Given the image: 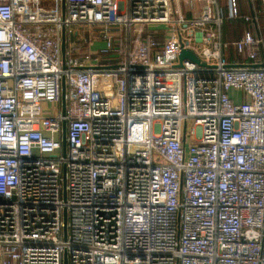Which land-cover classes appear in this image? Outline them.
<instances>
[{
	"label": "built area",
	"instance_id": "obj_1",
	"mask_svg": "<svg viewBox=\"0 0 264 264\" xmlns=\"http://www.w3.org/2000/svg\"><path fill=\"white\" fill-rule=\"evenodd\" d=\"M259 6L0 0V264H264Z\"/></svg>",
	"mask_w": 264,
	"mask_h": 264
},
{
	"label": "crops",
	"instance_id": "obj_2",
	"mask_svg": "<svg viewBox=\"0 0 264 264\" xmlns=\"http://www.w3.org/2000/svg\"><path fill=\"white\" fill-rule=\"evenodd\" d=\"M225 1L226 0H218V4L220 6V8L222 9V11H225ZM237 1V7H238V11L241 17L244 16H250L251 14V8L255 9V10H259L260 6H259V0H236ZM232 21H227V20H222V25L220 28V32H221V38L223 41L228 42V43H232L233 41H235L240 34L244 31V30H248L247 28L249 27L250 29H252V26L250 25L249 22H244L241 18L238 21H235L234 24H231ZM151 30V29H149ZM142 36H151L153 38H156L158 40V42H161L162 39V35L160 32H158L157 35H153L152 31H150V35L147 34L146 30H142ZM103 46V42H96L95 44H93V46L90 48V51L93 50H97L99 48H101ZM238 60H242L240 58H238ZM243 62V61H242ZM233 95V97H235L236 95L234 93H231ZM237 99H240V96H236Z\"/></svg>",
	"mask_w": 264,
	"mask_h": 264
},
{
	"label": "trees",
	"instance_id": "obj_3",
	"mask_svg": "<svg viewBox=\"0 0 264 264\" xmlns=\"http://www.w3.org/2000/svg\"><path fill=\"white\" fill-rule=\"evenodd\" d=\"M240 18L242 19V17L239 16L238 19H235V20H227V21H232L231 24H234L235 21L240 20ZM224 20H226L225 17H224ZM258 24H259L260 31L264 34V15H260L258 17ZM247 29L248 30H251L249 27ZM142 37L147 38L148 36L145 35V36H142ZM224 57H225V62H227V63H229L230 61H236V62L241 61V60H238V58L235 56V54L233 53V50L231 48H230V50L228 52L225 53V56ZM117 61H119V60L117 59Z\"/></svg>",
	"mask_w": 264,
	"mask_h": 264
},
{
	"label": "water",
	"instance_id": "obj_4",
	"mask_svg": "<svg viewBox=\"0 0 264 264\" xmlns=\"http://www.w3.org/2000/svg\"><path fill=\"white\" fill-rule=\"evenodd\" d=\"M62 10H64V1L62 2ZM62 49H64V47H62ZM182 59H188L189 61L191 62H194V63H198L197 60L195 59V57L188 53V52H185V51H181L178 55V61L180 62ZM62 95L64 97V85H62ZM62 97V103H61V107H62V112H64V98ZM65 129V124H63V131ZM62 144H63V147L65 146V139H64V135L62 137ZM65 264V263H64Z\"/></svg>",
	"mask_w": 264,
	"mask_h": 264
},
{
	"label": "rangeland",
	"instance_id": "obj_5",
	"mask_svg": "<svg viewBox=\"0 0 264 264\" xmlns=\"http://www.w3.org/2000/svg\"><path fill=\"white\" fill-rule=\"evenodd\" d=\"M154 29H158V28H154ZM99 28H94V29H92V31H91V33L90 34H88V35H90L91 37H92V42L95 44L96 42H99L101 39L99 38ZM114 33H117V31H115ZM87 34V33H86ZM152 34L153 35H157L158 34V32L157 31H155V32H152ZM94 37V38H93ZM53 109H54V106H52V105H48V106H46V110H52L53 111Z\"/></svg>",
	"mask_w": 264,
	"mask_h": 264
}]
</instances>
